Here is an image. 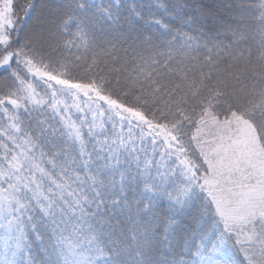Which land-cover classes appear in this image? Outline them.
Masks as SVG:
<instances>
[{
  "label": "snow or ice",
  "instance_id": "6c2138e0",
  "mask_svg": "<svg viewBox=\"0 0 264 264\" xmlns=\"http://www.w3.org/2000/svg\"><path fill=\"white\" fill-rule=\"evenodd\" d=\"M0 264H264V0H0Z\"/></svg>",
  "mask_w": 264,
  "mask_h": 264
}]
</instances>
